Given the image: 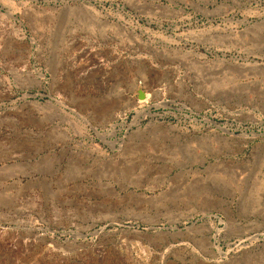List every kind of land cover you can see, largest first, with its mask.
Returning a JSON list of instances; mask_svg holds the SVG:
<instances>
[{
    "label": "rangeland",
    "instance_id": "obj_1",
    "mask_svg": "<svg viewBox=\"0 0 264 264\" xmlns=\"http://www.w3.org/2000/svg\"><path fill=\"white\" fill-rule=\"evenodd\" d=\"M0 264H264V0H0Z\"/></svg>",
    "mask_w": 264,
    "mask_h": 264
},
{
    "label": "bare ground",
    "instance_id": "obj_2",
    "mask_svg": "<svg viewBox=\"0 0 264 264\" xmlns=\"http://www.w3.org/2000/svg\"><path fill=\"white\" fill-rule=\"evenodd\" d=\"M138 90V89H137ZM139 92H140V90H139ZM144 92H145V90H144ZM141 94H142V96L139 98V102L140 103H144V102H146L147 101V99H148V93L147 94H145V93H142V91L140 92Z\"/></svg>",
    "mask_w": 264,
    "mask_h": 264
},
{
    "label": "water",
    "instance_id": "obj_3",
    "mask_svg": "<svg viewBox=\"0 0 264 264\" xmlns=\"http://www.w3.org/2000/svg\"><path fill=\"white\" fill-rule=\"evenodd\" d=\"M142 96V94L141 93H138V98H140Z\"/></svg>",
    "mask_w": 264,
    "mask_h": 264
}]
</instances>
